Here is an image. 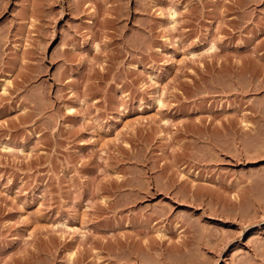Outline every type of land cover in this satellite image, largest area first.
<instances>
[{"label":"rangeland","instance_id":"obj_1","mask_svg":"<svg viewBox=\"0 0 264 264\" xmlns=\"http://www.w3.org/2000/svg\"><path fill=\"white\" fill-rule=\"evenodd\" d=\"M0 264H264V0H0Z\"/></svg>","mask_w":264,"mask_h":264},{"label":"bare ground","instance_id":"obj_2","mask_svg":"<svg viewBox=\"0 0 264 264\" xmlns=\"http://www.w3.org/2000/svg\"><path fill=\"white\" fill-rule=\"evenodd\" d=\"M200 127H201V126H200ZM195 189H196V188H195ZM210 213H211V212H210ZM192 221H193V220H192ZM181 250H182V249H181ZM181 250H180V251H181ZM180 253H181V252H180Z\"/></svg>","mask_w":264,"mask_h":264}]
</instances>
